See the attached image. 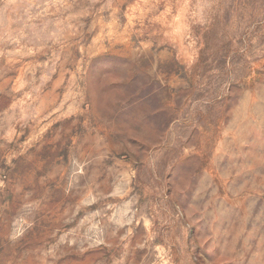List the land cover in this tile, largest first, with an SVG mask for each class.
Here are the masks:
<instances>
[{"label":"rangeland","instance_id":"rangeland-1","mask_svg":"<svg viewBox=\"0 0 264 264\" xmlns=\"http://www.w3.org/2000/svg\"><path fill=\"white\" fill-rule=\"evenodd\" d=\"M0 264H264V0H0Z\"/></svg>","mask_w":264,"mask_h":264}]
</instances>
